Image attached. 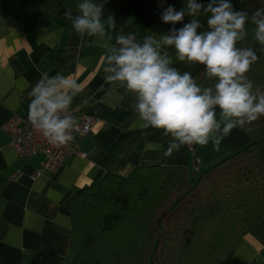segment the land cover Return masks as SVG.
Segmentation results:
<instances>
[{"label":"crops","instance_id":"0c3cea01","mask_svg":"<svg viewBox=\"0 0 264 264\" xmlns=\"http://www.w3.org/2000/svg\"><path fill=\"white\" fill-rule=\"evenodd\" d=\"M82 2L68 0L64 6L67 11L79 13L77 5ZM91 2L103 5L104 37L87 33L81 36L72 29V21L61 19L52 20L45 28L26 32L29 16L15 20L0 13V216L7 223V232L0 237V256L7 263L14 262L24 251L40 250H51L70 260V216L63 205L75 190L105 173L127 176L141 164L183 166L197 173L202 163L216 159L203 150L198 154L197 145L182 146L171 157H165L163 153L171 136H165L162 130L143 129L142 121L133 111L136 94L120 82L105 81L106 76L112 75L104 70L109 67L110 48L119 47L115 44L114 24L128 20L139 43L147 36L160 40L172 27H182L189 21L185 16L182 23L173 26L160 18L167 6L181 10L186 0H164L163 4L161 0ZM109 16L114 17L111 26L107 23ZM102 43L109 47H102ZM43 74L48 77L59 74L79 85L81 90L75 94L74 90L63 89L72 96L70 107L74 110V120L83 115L94 120L90 132L79 141L83 156L67 158L53 172L42 169L41 156L17 157L1 130L11 115H28L29 93ZM216 119L223 127L218 108ZM225 140L233 151L248 143V136L235 128ZM148 143L155 145L156 150L145 151ZM263 254L264 247L246 235L236 246L229 264H262Z\"/></svg>","mask_w":264,"mask_h":264},{"label":"trees","instance_id":"16d2710c","mask_svg":"<svg viewBox=\"0 0 264 264\" xmlns=\"http://www.w3.org/2000/svg\"><path fill=\"white\" fill-rule=\"evenodd\" d=\"M67 1L0 0V13L15 20L29 16L25 31L32 32L54 19L71 21L65 17ZM231 2L248 13V35L238 46L257 52L259 58L246 75L254 92H264V46L255 41L251 23L253 14L264 9V0ZM207 15L201 11L195 17L205 25L198 32L206 30ZM114 29L117 36L136 39L126 19ZM160 50L202 88L214 87L215 79L205 76L202 65L180 62L175 50ZM245 128L246 147L200 173L183 166L141 164L127 176L105 173L75 190L63 205L70 216V260L40 250L24 251L12 263L0 256V264H229L246 235L264 247V117ZM6 232L0 216V237Z\"/></svg>","mask_w":264,"mask_h":264},{"label":"clouds","instance_id":"9594fccd","mask_svg":"<svg viewBox=\"0 0 264 264\" xmlns=\"http://www.w3.org/2000/svg\"><path fill=\"white\" fill-rule=\"evenodd\" d=\"M77 8L79 14L74 17L70 11L65 12V17L72 21V29L81 36L87 33L104 37L103 5L83 0ZM201 11L208 14L206 30L198 32L205 27L195 18ZM186 15L193 18L182 27H172L160 40L147 36L143 43H138L132 34L117 36L115 44L119 47L110 48L109 67L104 69L112 73L105 77L106 82H120L136 94L133 111L143 129L162 130L165 136H171L165 157H171L182 146H206L210 141L214 150L219 151L221 142L233 129L248 130L246 125L264 117V92H254L253 82L246 75L259 57L252 47L238 46L248 35V13L236 10L231 0H209L206 5L186 0L181 10L167 6L160 18L175 26ZM107 23L113 25L114 17L109 16ZM251 23L255 26V41L264 46V9L253 14ZM162 45L174 48L180 62L202 65L205 76L215 79L214 87L202 88L190 72L179 71L172 58L160 50ZM101 46L109 47L106 43ZM63 89L74 90L73 94L81 90L74 81L59 74H43L29 93L28 121L49 144L57 147L74 140L68 131L74 120L61 116L72 103V96ZM217 108L223 127L216 119ZM151 150H156V146L146 144L145 151Z\"/></svg>","mask_w":264,"mask_h":264},{"label":"built area","instance_id":"2783aa9c","mask_svg":"<svg viewBox=\"0 0 264 264\" xmlns=\"http://www.w3.org/2000/svg\"><path fill=\"white\" fill-rule=\"evenodd\" d=\"M27 116L13 114L1 125V130L7 136L8 145L17 157L29 159L41 156L42 169L53 172L67 158L75 155L83 156L79 149V141L90 132L94 123L91 117L83 115L78 120H74V110L71 107L61 113L62 118L63 116H69L74 120V126L68 130L74 140L65 146L57 147L49 144L42 133L32 127ZM40 173V171L36 172L35 175Z\"/></svg>","mask_w":264,"mask_h":264},{"label":"rangeland","instance_id":"374dc122","mask_svg":"<svg viewBox=\"0 0 264 264\" xmlns=\"http://www.w3.org/2000/svg\"><path fill=\"white\" fill-rule=\"evenodd\" d=\"M214 135V134H213ZM248 141V140H247ZM221 145H220V150L219 151H216L214 150L213 148V145L211 143V141L206 145V146H200V145H197V153L198 154H201L202 153V150H203V153H205L206 155H209V156H214L216 157V159H214L211 162H208L207 163H202L200 166L202 167L198 173L204 171V170H207L209 167H211L215 162H217L219 159H221L222 157H224L225 155L231 153L232 151L229 149V147L226 146L225 143H227V140H223ZM247 143L242 145V146H239V147H236V149H232L233 151H237V150H242L244 147H246ZM219 158V159H218ZM211 164V165H210ZM72 255V254H71ZM264 255V254H263ZM72 257V256H71ZM70 257V258H71ZM257 263H260V258H258V261ZM262 264H264V262H262Z\"/></svg>","mask_w":264,"mask_h":264}]
</instances>
